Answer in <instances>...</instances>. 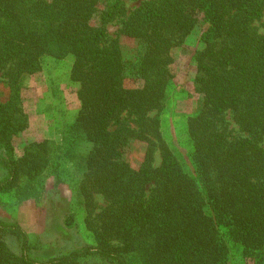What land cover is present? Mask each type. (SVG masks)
Returning a JSON list of instances; mask_svg holds the SVG:
<instances>
[{"label":"trees","instance_id":"1","mask_svg":"<svg viewBox=\"0 0 264 264\" xmlns=\"http://www.w3.org/2000/svg\"><path fill=\"white\" fill-rule=\"evenodd\" d=\"M263 15L264 0H154L130 14L123 0H0V73L9 91L0 102V194L50 165L60 180L80 172L74 185L96 239L37 260L22 227L0 219V264H228L229 242L244 254L264 251V35L253 26ZM121 17L118 34L137 40L133 62L106 29ZM198 25L204 47L194 55V92L202 107L188 133L200 182L150 116L171 79V49ZM68 56L80 109L63 147L41 141L16 158L13 140L28 126L23 80L44 57ZM127 78L141 86L126 88ZM226 112L249 137L226 140L216 129ZM133 141L147 144L136 165L125 159ZM95 194L106 202L99 212Z\"/></svg>","mask_w":264,"mask_h":264},{"label":"rangeland","instance_id":"2","mask_svg":"<svg viewBox=\"0 0 264 264\" xmlns=\"http://www.w3.org/2000/svg\"><path fill=\"white\" fill-rule=\"evenodd\" d=\"M123 1L127 14H130L143 3L154 0ZM121 20L122 17L111 21L106 29L111 39L119 38L123 60L133 62L137 40L118 34ZM253 26L264 35V15ZM200 35L201 25H198L183 42L171 49V79L161 108L150 114L159 119L161 137L182 169L198 182L201 179L192 161L193 143L188 133V119L197 115L202 107L194 92L197 71L194 55L204 47L199 40ZM71 68L70 56L63 59L44 57L41 70L23 80L19 101L27 115L28 126L13 140L16 158L23 156L30 144L41 141H50L56 148L63 147L65 131L80 109L77 97L79 84L71 80ZM124 86L135 88L141 84L127 78ZM8 95L6 80L0 73V102L6 101ZM216 129L228 141L249 137L234 122L230 112L219 118ZM261 144L264 146V140ZM146 147L143 141H133L126 149L125 159L133 165L138 164L143 160ZM154 159V166H159L161 157L158 150L154 153ZM50 166L36 179L22 177L11 190L0 194V219L17 222L22 227L29 237L30 256L37 260H46L96 244V239L86 228V212L74 185L81 179L80 172L72 175V179L66 177L60 180L54 167ZM4 176L5 172L0 169V180ZM94 198L99 212L106 205L105 199L100 194H95ZM9 244L15 251H19L18 241L9 240ZM89 264L101 263L91 261ZM228 264H264V251L244 254L240 245L229 242Z\"/></svg>","mask_w":264,"mask_h":264}]
</instances>
